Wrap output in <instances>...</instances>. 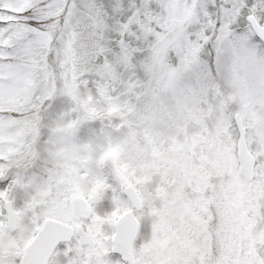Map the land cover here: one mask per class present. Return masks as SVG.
<instances>
[{
  "label": "snow or ice",
  "instance_id": "snow-or-ice-1",
  "mask_svg": "<svg viewBox=\"0 0 264 264\" xmlns=\"http://www.w3.org/2000/svg\"><path fill=\"white\" fill-rule=\"evenodd\" d=\"M0 264H264V0H0Z\"/></svg>",
  "mask_w": 264,
  "mask_h": 264
}]
</instances>
